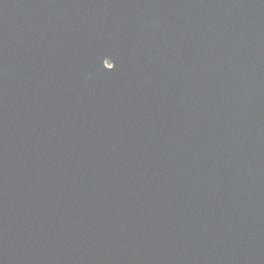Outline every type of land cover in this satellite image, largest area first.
Instances as JSON below:
<instances>
[{
  "label": "water",
  "instance_id": "obj_1",
  "mask_svg": "<svg viewBox=\"0 0 264 264\" xmlns=\"http://www.w3.org/2000/svg\"><path fill=\"white\" fill-rule=\"evenodd\" d=\"M0 264H264V0H0Z\"/></svg>",
  "mask_w": 264,
  "mask_h": 264
},
{
  "label": "snow or ice",
  "instance_id": "obj_2",
  "mask_svg": "<svg viewBox=\"0 0 264 264\" xmlns=\"http://www.w3.org/2000/svg\"><path fill=\"white\" fill-rule=\"evenodd\" d=\"M111 63H112V61H111V59H110V66H111Z\"/></svg>",
  "mask_w": 264,
  "mask_h": 264
}]
</instances>
